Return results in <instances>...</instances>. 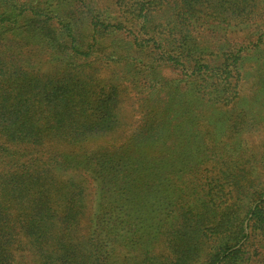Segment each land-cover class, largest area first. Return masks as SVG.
<instances>
[{
  "label": "trees",
  "instance_id": "16d2710c",
  "mask_svg": "<svg viewBox=\"0 0 264 264\" xmlns=\"http://www.w3.org/2000/svg\"><path fill=\"white\" fill-rule=\"evenodd\" d=\"M261 47L264 0H0V264H264Z\"/></svg>",
  "mask_w": 264,
  "mask_h": 264
},
{
  "label": "rangeland",
  "instance_id": "374dc122",
  "mask_svg": "<svg viewBox=\"0 0 264 264\" xmlns=\"http://www.w3.org/2000/svg\"><path fill=\"white\" fill-rule=\"evenodd\" d=\"M262 50H264V47L251 50L248 53L243 68L240 71L242 79L240 82V94L244 98L242 107L252 115L259 116L264 115V53L260 52ZM145 61L148 62L146 59ZM178 74V71H173L163 67L158 69L157 78L160 81H170L176 79ZM128 77L129 76H123L125 79L123 83L125 84L127 90L123 94L120 105L121 115L124 117L122 120V127L120 128L121 132L114 135L112 139H109L110 143H117L123 140L139 123L141 114L139 111H141V99L143 98V93H141V87L139 85H137V88H132L133 85L129 82L131 79ZM123 132L124 134H122ZM246 139H248L250 147H258L257 149L259 150L264 149V135L262 133L247 134ZM254 248L255 246H249L246 249L245 256H249L251 258L250 264H258L259 261V256L254 254ZM19 261L24 264H29L32 259L27 254H22Z\"/></svg>",
  "mask_w": 264,
  "mask_h": 264
}]
</instances>
